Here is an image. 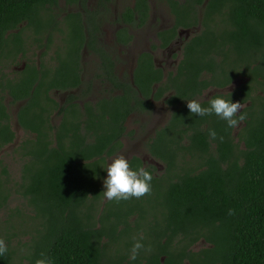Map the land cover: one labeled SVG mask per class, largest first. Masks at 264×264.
Returning <instances> with one entry per match:
<instances>
[{
  "label": "trees",
  "instance_id": "trees-1",
  "mask_svg": "<svg viewBox=\"0 0 264 264\" xmlns=\"http://www.w3.org/2000/svg\"><path fill=\"white\" fill-rule=\"evenodd\" d=\"M58 1L0 0V149L15 139L4 103L9 97L10 105L19 104L16 119L26 133L14 149L22 164L12 190L27 196L40 220L41 239L26 264H264V0H167L174 15L168 31L199 26L175 70L165 75L141 53L133 83L104 70L103 80L121 93L81 105L73 93L60 105L50 91L80 88L85 43L102 62L112 60L85 36L79 13L67 14L64 49L56 50L53 67L28 62L10 78L2 70L4 61L25 56L24 28L42 42L53 22L47 13ZM141 7L145 16V0H136L125 20L135 22ZM174 34L160 32L161 47ZM236 80L232 89L197 100ZM166 92L175 109L146 146L164 163L163 172L132 156L118 166L111 195L98 208L106 160L122 148L125 121L151 111L149 98ZM8 183L1 166L0 207ZM199 240L207 246L194 250ZM12 254L0 244V264H13Z\"/></svg>",
  "mask_w": 264,
  "mask_h": 264
},
{
  "label": "rangeland",
  "instance_id": "rangeland-1",
  "mask_svg": "<svg viewBox=\"0 0 264 264\" xmlns=\"http://www.w3.org/2000/svg\"><path fill=\"white\" fill-rule=\"evenodd\" d=\"M113 3L114 11L118 13L125 5H130L132 0H114ZM77 9H79L78 6H65L63 0H61L58 9L55 11L57 12V15H59V18H61L66 12L75 11ZM172 21L173 18L168 7L162 2L154 3L152 14L149 17L148 26H145L144 29L136 31L137 35L135 36L134 41L128 47L129 50H126V52L125 50L120 51L119 53L122 54L120 57L124 59L130 53L129 55L132 58H135L139 51H148L152 44L158 43L157 38L153 33L154 27H166L169 26ZM23 25L25 24L22 23L21 26ZM149 25H151V27H149ZM113 29V24H111L110 21H107V25H104V33L106 36H103V39L105 42L109 43L113 39ZM198 29L199 26L195 27L194 31H197ZM15 31L16 30H14V32ZM30 31V28H26L25 35H27ZM191 33L192 28L183 29L181 31V35L177 37L176 41H179L180 38L184 36H189ZM60 40L61 39L59 35L57 36L55 34L52 40L53 43H51L48 47H42L41 45L38 46V44H34L32 41V44L27 46L26 56L20 58L15 57V60L13 59L15 61L14 63L10 60L4 61V65H6L2 68V70L12 75L14 72L18 71L23 66V64L29 61L36 62L39 60H41L44 65H53V53L56 49L55 46L61 42ZM64 45V43L61 45V51H63ZM177 48V43L173 42L171 46L166 49L158 48L152 51V54L155 58V64L158 67H161L165 72L174 71L178 60L181 58V49ZM127 51L129 52L127 53ZM84 52L85 51H83V53ZM83 55L87 56L83 58L84 62L82 63L83 65H86L83 73V81L86 82L92 77L91 72L93 70V66L90 59H92L94 55L90 54L89 52H85ZM94 59L97 63L98 61L96 57H94ZM132 62L134 63V60ZM126 71L130 72V68L129 70L128 68H118L119 74L122 72L123 74H126ZM239 81L240 80H236L231 85L221 90L209 88L205 90L199 97H197V100H205L214 92L228 91L232 89V87L236 86ZM97 88L88 94V98L91 99L89 101H93V99H96L101 94H107V91H100L99 93ZM66 94L67 92L63 91H51V96L59 103L62 102ZM7 98L8 97H6L4 100L5 103H8L9 99ZM87 100L88 99L80 97L77 101L78 104L81 105L83 101ZM241 107L242 105H240L238 108L240 109ZM16 110L17 106L8 105L10 124L11 128L15 132V139L13 143L8 144L0 149V169L1 166H4L7 169L9 175L8 186L11 188L10 191H6L8 198L5 202H2V206L0 207V244L7 246L10 250H12L13 264H26L27 260L25 256L29 254V251L32 252V250H34L41 239L39 237L40 234H37V228H40V220L38 217H36L38 215L35 216L32 206L28 203L27 196H24L21 191L12 190L13 184L18 182L20 179V167L22 164V161L18 158V155L15 154L14 149L19 145L21 140L26 137L25 131L21 129L16 121ZM173 110L174 107L167 105L162 98L154 102V107L151 111L134 112L127 118L125 121V134L121 138L122 148L116 152L115 155L107 158L106 160L107 170L103 180L101 181L105 191H103V195L99 200L98 208H101L102 204L111 195V190L114 186V179L117 177L118 166L124 164L128 159H130V157L136 155L141 158L145 165L154 166L158 173L163 172L164 163L160 159L151 156L147 151L146 146L148 141L153 137L155 131L168 123ZM58 121V116L52 117L53 124H57ZM236 133L237 128L234 129L233 135L235 136ZM186 159L189 160L188 157H186ZM129 235L133 239L138 237L134 232L131 231ZM34 237L35 239L33 240ZM205 246H207V244L203 240H199L193 246V249L197 250Z\"/></svg>",
  "mask_w": 264,
  "mask_h": 264
},
{
  "label": "flooded vegetation",
  "instance_id": "flooded-vegetation-1",
  "mask_svg": "<svg viewBox=\"0 0 264 264\" xmlns=\"http://www.w3.org/2000/svg\"><path fill=\"white\" fill-rule=\"evenodd\" d=\"M60 1L61 0L58 1L57 6L50 7V9H49L50 12L47 13V14H50L53 17V22L51 24V27H47L44 30V32L42 33V35H41L42 42H40L38 40H35V38H37V36L33 33L32 30L27 35H25V28L23 29V33L25 35L24 45H25L26 50H27V46L29 44H32V41H33L34 44H38V46L40 44L42 47H45L44 44L46 43V40H47L46 37L48 35H50V34H51L52 37H54V35L56 34L57 36L59 35V37L61 39L60 40L61 42L58 45L55 46L56 49H55V51L53 53L54 54L53 57H55L56 50H58V47H60L63 44L62 39H63L64 35L68 32L70 19L67 17V14L68 13H79V20L81 21V24L84 26L83 32H84L85 36L86 37L91 36L92 37V41H94L96 48L99 47L100 49H103V51L106 53V55L109 58H111V60L113 61V62L111 61V64L110 65L108 64L107 61L106 62H102L101 54L97 50L87 49L86 46H85L86 45V43H85L84 46H83V48L80 51V59H79V64H78V67H79L78 72H79L80 81H81L80 88H76V89H72V90H66V91L54 89V91L67 92L66 96L64 97V99L62 100L61 103H59L54 98L60 105H62L66 101L67 96H68L69 93H73L75 95H78L79 97H83L85 99L91 100V99L88 98V94L90 92H92V90H94L95 88H97V86H98L97 90H98L99 93H100V91H107L106 92L107 94L106 95L101 94L96 99H93V101H95V100H97L99 98H102V97L107 98V97H109L111 95L121 93V91L118 90V89H116L113 86V84L108 79H106V80L104 79L103 80V72H104V70L113 71V73H116V75L120 79L126 80V81L128 80L129 82L133 83V71H134V69L136 67L137 58H138V56L141 53H144V52L145 53L146 52L149 53L151 55V57H152V61L155 64V61H154L155 58H154V56L152 54V51H154V50H156L158 48L159 49H166L169 46H171V44L173 42H176L177 45H178V48L177 49H181V52H182V47H183L184 42L195 32L194 31V28L195 27H189V28H192V33L189 34V36H187V37L184 36V37L180 38L179 41H176L177 40V37L179 35H181V31L183 29H189V28H186V27H183V26H178V27L175 28L174 31H172V30L171 31H168L174 25V15L170 12L171 15H172L173 21H172V23L169 26H166V27H154L152 25L154 27L153 33L155 34L158 43L152 44L150 46V48H149L148 51L147 50H145V51H142V50L139 51L138 54L136 55V57L134 56L135 58H132L129 55L130 54L129 53L127 55V57H125L124 59H122L120 57V56H122V54L119 53V52L122 51V50H125V52H126V50H129L128 47L134 41V38L137 35V32L136 31H139L141 29H144L145 26H148L149 17L152 14V9L154 7V3H156V2H162V3H164L168 7V9L170 11V7L168 5L167 0H145L146 6H147V11L145 12L146 13L145 16H144V14L140 13L143 10L142 7H141L140 10H139V12H137L136 15H135V17H134V19L136 21L133 22L132 24L130 22H128V21L125 20V18L123 16V13L125 12V10H126L127 7H131L132 8L134 6V3H135L136 0H132V3L130 5H125L120 10V12H118V13H116L114 11V8H113L114 7V3H113L114 0H76V1H73V2H66V0H63L65 6H78L79 9H77L75 11L66 12L61 18H59V15H57V12L55 10L58 9V7L60 5ZM176 1H178V3L181 4L185 0H176ZM89 3H91V4H89ZM143 12H144V10H143ZM140 17H142L143 20L140 19ZM107 21L108 22L110 21L111 24H113V26H114V29H113V39L109 43L105 42L104 39H103V36H106L105 33H104V25H107ZM23 23L26 25V22H23ZM21 24H20V26H21ZM25 25H23V26H25ZM149 27H151V25H149ZM160 32H162L163 34L175 33L174 34L175 35V38H173L172 40H170L169 43L167 44V46L161 47V45H160L161 39L159 38V35H158ZM117 33H122V35L124 37H129L128 40L125 43L124 42H119L117 40V37H116L117 36ZM52 40H53V38H52ZM29 41H30V43H29ZM51 43H53V42H51ZM83 51L89 52L90 54L94 55V57H96V59L98 61L96 63L94 57L92 59H90V61L92 63V66H93V70L91 72V76L92 77L90 79H88L86 82L83 81L84 80L83 79V73H84V70H85L86 65H83L82 63L84 62L83 58L84 57H87V56H84L83 55L85 53V52L83 53ZM128 52L129 51H127V53ZM26 53H27V51L25 52V56H26ZM118 53H119V55H118ZM40 54H42V53H40ZM23 55L24 54L22 52H19L17 54V58L23 57ZM53 60H54V64L51 65V67H53L56 64L55 59H53ZM133 60H134V63L132 62ZM29 62H33V61H29ZM33 63L34 64L36 63L35 66L37 68H39L40 67V64L42 62H41V60H39V61H36V62H33ZM25 65H26V63L23 64V66L18 71L22 70L25 67ZM48 66H50V65H48ZM102 66H105V67H108V68L107 69H104ZM155 66L158 67L156 64H155ZM118 68H123V69L124 68L125 69L128 68V70L130 68V72L129 71L128 72L126 71V74L127 75L126 74H123V72L121 74H119L118 73ZM175 68H176V66H175ZM18 71H16V72H18ZM16 72H14L12 75H10L9 73H6V72H5V74H6V77H9L10 78V77L14 76L16 74ZM163 72L166 75L169 71L168 72H165L163 70ZM95 85H96V87H95ZM157 85H158L157 83L153 85V91L155 90V87ZM170 94H171V92H166L165 95L162 97L164 99V102L167 105H170V104H168L166 102V99L168 98V96ZM50 95H51V91H50ZM162 98H160V99H162ZM7 99L10 100L9 97ZM149 99H150V101L152 103V109H153L154 102L157 101V100H154L152 98V96ZM160 99H158V100H160ZM9 100H8V103H5L4 102L6 104V106H7V109H8V105H10L9 104ZM13 106H17V110H18L19 104H17V105L14 104ZM170 106H172V105H170ZM174 109H175V107H174ZM17 110H16V112H17ZM15 116H16V114H15ZM16 121H17V119H16ZM10 126H11V124H10Z\"/></svg>",
  "mask_w": 264,
  "mask_h": 264
}]
</instances>
